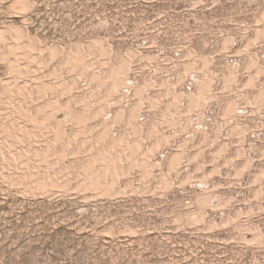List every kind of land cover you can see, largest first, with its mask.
<instances>
[{"label":"rangeland","instance_id":"obj_1","mask_svg":"<svg viewBox=\"0 0 264 264\" xmlns=\"http://www.w3.org/2000/svg\"><path fill=\"white\" fill-rule=\"evenodd\" d=\"M263 19L0 0V264H264Z\"/></svg>","mask_w":264,"mask_h":264},{"label":"built area","instance_id":"obj_2","mask_svg":"<svg viewBox=\"0 0 264 264\" xmlns=\"http://www.w3.org/2000/svg\"><path fill=\"white\" fill-rule=\"evenodd\" d=\"M249 1V0H248ZM261 6H262V4H261ZM243 22H245V23H248V20H243V19H232V20H229V22H227V25L230 27V36H226V38L227 37H229V38H231L232 40H234V41H239L240 39H242V37L243 36H236L235 35V33H236V28L237 27H239V26H241V27H245V23L244 24H240V23H243ZM255 22H256V20H255ZM257 23V22H256ZM258 24V23H257ZM256 24V25H257ZM262 25H264V22L263 23H261V24H259V27H262ZM247 27V26H246ZM247 32H249L247 29H245V30H243V34L242 35H245ZM241 35V34H240ZM264 37V32H263V35H262V38ZM244 39V38H243ZM260 43L262 42V40L261 41H259Z\"/></svg>","mask_w":264,"mask_h":264},{"label":"bare ground","instance_id":"obj_3","mask_svg":"<svg viewBox=\"0 0 264 264\" xmlns=\"http://www.w3.org/2000/svg\"><path fill=\"white\" fill-rule=\"evenodd\" d=\"M263 20H264V19H263ZM263 20H262V21L258 20L257 23H263V22H264ZM120 66H121V65H120ZM120 66H119V67H120ZM202 91L205 93V92L207 91V87H204V88L202 89ZM203 92H202V93H203ZM89 172H90V171H89ZM107 194H108V193H107Z\"/></svg>","mask_w":264,"mask_h":264}]
</instances>
